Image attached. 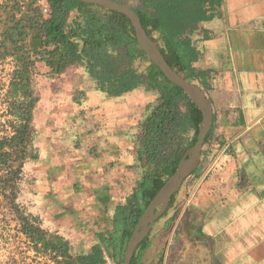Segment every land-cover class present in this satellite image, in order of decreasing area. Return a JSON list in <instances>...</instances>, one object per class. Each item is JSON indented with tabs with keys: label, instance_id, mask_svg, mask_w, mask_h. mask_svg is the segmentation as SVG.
Masks as SVG:
<instances>
[{
	"label": "crops",
	"instance_id": "obj_1",
	"mask_svg": "<svg viewBox=\"0 0 264 264\" xmlns=\"http://www.w3.org/2000/svg\"><path fill=\"white\" fill-rule=\"evenodd\" d=\"M200 25L195 65L209 72L213 125L198 170L135 264H264V0H220ZM50 70L40 61L32 76L39 157L27 163L25 184L75 256L91 251L135 188L134 143L152 100L143 88L105 97L77 64ZM214 159L217 170L199 174Z\"/></svg>",
	"mask_w": 264,
	"mask_h": 264
},
{
	"label": "trees",
	"instance_id": "obj_2",
	"mask_svg": "<svg viewBox=\"0 0 264 264\" xmlns=\"http://www.w3.org/2000/svg\"><path fill=\"white\" fill-rule=\"evenodd\" d=\"M219 4L220 0H140L128 6L136 10L167 62L205 91L209 72L195 65L201 58L200 24ZM8 58L12 59V70L2 86L8 104L6 115L12 119L1 124L5 133L0 135V197L5 216L16 222V232L33 252L35 264H106V253L115 264H123L137 222L195 144L202 111L149 60L139 47L130 18L98 4L80 0L1 1L0 62ZM40 61L50 67L51 76L75 64L82 66L105 97H119L137 88L156 94V102L147 105L134 143L135 188L114 207L111 226L96 234L91 251L75 256L70 252L71 241L50 232L35 205L29 207L21 200L27 182L25 167L39 157L33 125L39 97L32 76ZM149 235L138 244L130 264H135L148 247Z\"/></svg>",
	"mask_w": 264,
	"mask_h": 264
},
{
	"label": "water",
	"instance_id": "obj_3",
	"mask_svg": "<svg viewBox=\"0 0 264 264\" xmlns=\"http://www.w3.org/2000/svg\"><path fill=\"white\" fill-rule=\"evenodd\" d=\"M86 3H94L106 9L116 10L127 15L135 27L139 47L153 63L159 66L165 76L174 84L180 86L189 98L198 106L203 113L199 124V134L195 144L188 149L183 156L174 174L164 183L137 222L132 235L127 243L123 264H130L135 250L146 236L155 221L166 211L171 197L180 190L183 183L198 168L205 140L213 125V106L204 89L195 83L185 79L166 60L158 45L148 35L141 23L136 10L117 0H80Z\"/></svg>",
	"mask_w": 264,
	"mask_h": 264
},
{
	"label": "rangeland",
	"instance_id": "obj_4",
	"mask_svg": "<svg viewBox=\"0 0 264 264\" xmlns=\"http://www.w3.org/2000/svg\"><path fill=\"white\" fill-rule=\"evenodd\" d=\"M3 0H0V2ZM127 5H137L140 0H121ZM47 9V7L45 8ZM12 66L9 61L0 62V135L4 134V127H2V123H5L7 119H12L11 116L6 115L7 110V102L5 100V88L2 86L5 82H7L9 78V72H11ZM49 86V84H47ZM47 85H43L47 87ZM151 96V102H156V94L153 92H149ZM37 123L39 130L44 132V125L40 126ZM27 181L30 182V179L27 178ZM187 182V181H185ZM183 183V186L185 185ZM189 182V180H188ZM182 186V187H183ZM31 184H25V190L21 196V200L27 204L29 207L34 205L31 195ZM176 200V199H175ZM2 198L0 197V264H17L15 260L20 264H35V260L33 261V252L29 251L25 244L22 242L23 239L16 232V222L12 220L10 215L5 216V209L2 208Z\"/></svg>",
	"mask_w": 264,
	"mask_h": 264
},
{
	"label": "built area",
	"instance_id": "obj_5",
	"mask_svg": "<svg viewBox=\"0 0 264 264\" xmlns=\"http://www.w3.org/2000/svg\"><path fill=\"white\" fill-rule=\"evenodd\" d=\"M218 167H219V164L217 162V159H214L210 164H208L207 169L203 172L200 171L199 174L203 173L202 176H205L207 174H210V173L216 171ZM191 199H192V196H190V198L188 199V202H191ZM105 259H106V264H115L112 257L108 253H106Z\"/></svg>",
	"mask_w": 264,
	"mask_h": 264
}]
</instances>
